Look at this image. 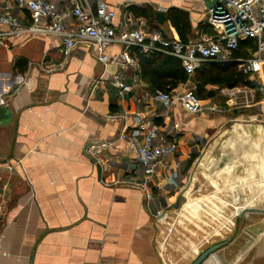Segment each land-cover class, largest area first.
Listing matches in <instances>:
<instances>
[{"label": "crops", "instance_id": "crops-1", "mask_svg": "<svg viewBox=\"0 0 264 264\" xmlns=\"http://www.w3.org/2000/svg\"><path fill=\"white\" fill-rule=\"evenodd\" d=\"M108 1L118 7L119 0ZM124 1L155 12L167 13L172 7L187 10L191 38L207 33L199 27L205 24L203 0ZM158 6L164 10H157ZM123 10L119 9L120 16ZM154 26L157 28L152 30L167 38H174L177 31L167 19L162 22L156 18ZM61 45L58 36L48 34L13 36L0 44V101L9 113V118L0 122V264H161L154 245L157 216L147 205L145 189L127 179L128 174H135L129 166L135 155L120 133L136 125L138 112L155 124L166 119L179 125L182 134L177 155L186 174L179 188L167 186L159 192L161 204L163 191L188 187L189 170L196 162L222 151L211 141L231 133L214 132L216 127L229 117L251 123L253 117L244 113L256 114V109L263 112L256 121L264 125V103L232 108L226 101H216L219 94L213 88L220 86L209 84L206 96L195 94L219 111L192 114L177 102L166 113L154 99L143 101L144 92L153 91L140 77L139 65L123 73L134 84V91L121 101L109 79L119 71L118 65L105 66L90 45L78 46L69 56L64 55ZM123 48L115 43L106 54L113 57ZM254 49L249 48V55L242 58L252 56ZM129 53L137 59V53L145 54L135 47ZM214 63L238 66L235 62ZM246 73L248 78L250 74L261 78L260 74ZM137 76L142 82H135ZM194 86L196 89V83ZM225 109L233 110V115H222ZM236 113L243 115L234 118ZM231 136L243 141L248 153L257 146L246 132ZM95 147L101 149L96 151ZM236 153L230 158L235 160V170L240 166L241 171L264 173V163L253 167L250 158L249 164L242 163ZM249 250L248 264H264V229L253 237Z\"/></svg>", "mask_w": 264, "mask_h": 264}, {"label": "built area", "instance_id": "built-area-1", "mask_svg": "<svg viewBox=\"0 0 264 264\" xmlns=\"http://www.w3.org/2000/svg\"><path fill=\"white\" fill-rule=\"evenodd\" d=\"M118 7L108 0H12L8 4L0 0V44L7 38L26 34L55 35L61 39V50L69 56L80 45L94 48L97 58L106 65L115 63L119 71L109 77L117 88L121 101L134 91V84L124 77L129 68L138 69V59L129 53L132 47L140 52L172 54L181 59L187 79L179 88L144 92L143 101L154 99L168 113L179 102L192 114L219 111L213 105L203 103L195 94L193 79L197 69L208 62H235L246 72L260 74L261 78L251 79L253 86L224 88L230 100L243 106H255L253 98L237 103V93L264 97V0H218L212 7L202 12V20L210 25L214 34L191 38L183 42L177 38H167L159 30L150 29L145 16H137L129 5H141L119 0ZM119 9L124 14L119 15ZM157 10H164L161 6ZM248 38L256 41V49L250 57H234L240 41ZM115 43L124 48L115 56H108L106 50ZM107 68H104V73ZM141 77V76H140ZM137 76L135 82H142ZM239 89V91H237ZM244 89V90H242ZM230 104V105H231ZM161 116V114H160ZM179 125L164 119L163 124L137 114L136 125L129 131L120 133L134 153L129 161L132 168L127 179L146 191L150 208L158 203L156 191L167 186L179 188L184 177L185 165L178 157L180 138ZM101 148L95 147L98 151ZM184 185V183H183ZM182 185V186H183ZM160 216L163 208H155Z\"/></svg>", "mask_w": 264, "mask_h": 264}, {"label": "rangeland", "instance_id": "rangeland-1", "mask_svg": "<svg viewBox=\"0 0 264 264\" xmlns=\"http://www.w3.org/2000/svg\"><path fill=\"white\" fill-rule=\"evenodd\" d=\"M176 34L174 38L182 40L177 31ZM237 67L239 69V66ZM242 73L249 81L250 77L252 79L256 77L250 74L248 78L246 72L242 71ZM243 86L241 83L238 84L239 89L251 85ZM213 89L216 95L219 94L216 98L219 103H225V101L229 105L236 103V100L232 101L224 94L223 87L216 86ZM261 96L256 93L247 96V93L240 91L237 93V103H244L246 98L252 100L253 97V103H264L263 96ZM222 99H224L223 102ZM230 106L243 108L251 105L231 104ZM232 111L225 109L222 115L226 117L233 115ZM255 112L256 114L244 113L253 117L251 123L244 124L245 122L229 117L224 125L214 130V132L231 133L232 135L246 132L254 137V144L257 145L253 147V151L248 153L244 149L243 141L231 139V134L221 139L218 138L215 143L211 141L217 150L222 149L220 153L218 151V156L213 154L191 165L189 174L192 176L189 185L186 183L188 187L184 191L178 190L170 193L163 191L161 204L150 206L155 216L157 215L155 208L160 207L164 210L160 216H157V233L154 241L161 264H189L210 244L231 236H233L231 241L213 252L202 264H248L251 240L260 230L264 229V173L241 171L240 166L236 167V171L235 160L231 162L230 158L237 149V153L240 154L239 160L242 163L249 164V158L253 161V167L259 168L261 163H264V125L256 121L259 118L256 116L263 112L260 109H256ZM242 115L236 113L234 118ZM229 136L230 140H228ZM231 167L234 168L232 172H230ZM234 178H238L237 181H234ZM160 191L155 193L157 197H160L158 196ZM180 195H182L181 198H179ZM164 197L166 203H164ZM240 208H246V212L239 217Z\"/></svg>", "mask_w": 264, "mask_h": 264}, {"label": "trees", "instance_id": "trees-1", "mask_svg": "<svg viewBox=\"0 0 264 264\" xmlns=\"http://www.w3.org/2000/svg\"><path fill=\"white\" fill-rule=\"evenodd\" d=\"M127 10H131L137 16H145L150 25V29L157 28L154 26L156 19L155 11L150 7L138 5H129ZM167 21L180 34L182 41H188L193 35L190 13L187 10L172 7L167 11ZM205 32L212 34L213 28L210 25L200 24ZM210 28V29H209ZM254 39L248 38L240 41V48L234 51L233 56L245 57L249 55V48H255ZM255 50V49H254ZM138 54L140 76L146 81L151 91L170 90L177 87L180 83L186 81L187 73L185 72L181 59L172 54L149 53ZM196 85L195 93L198 96H206V86L216 84L219 86H235L239 83L242 85L252 84V81L246 80L245 76L234 63H203L196 71L194 84ZM192 164V160L189 166Z\"/></svg>", "mask_w": 264, "mask_h": 264}, {"label": "water", "instance_id": "water-1", "mask_svg": "<svg viewBox=\"0 0 264 264\" xmlns=\"http://www.w3.org/2000/svg\"><path fill=\"white\" fill-rule=\"evenodd\" d=\"M206 7L210 8L212 7L218 0H203ZM156 18L162 22L167 19L166 11H156L155 12ZM210 96L214 95V93L209 94ZM9 118V113H7V108L3 103L0 101V122L3 119ZM99 172H101V167L98 165ZM239 217L244 215L246 212V208H240L239 209ZM233 239V236L228 237L227 239H224L219 242H215L213 244H210L208 247L203 249L197 256L194 258L189 264H202L213 252L217 251L219 248L226 245L229 241Z\"/></svg>", "mask_w": 264, "mask_h": 264}]
</instances>
